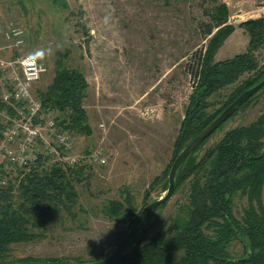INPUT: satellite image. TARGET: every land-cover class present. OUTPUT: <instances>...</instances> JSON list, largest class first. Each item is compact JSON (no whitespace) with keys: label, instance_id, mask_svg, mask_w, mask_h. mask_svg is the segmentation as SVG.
Returning <instances> with one entry per match:
<instances>
[{"label":"rangeland","instance_id":"obj_1","mask_svg":"<svg viewBox=\"0 0 264 264\" xmlns=\"http://www.w3.org/2000/svg\"><path fill=\"white\" fill-rule=\"evenodd\" d=\"M226 2L235 28L225 38L216 59L247 49L249 33L238 23L264 14V0H0V47L9 43L12 27L24 28L21 51L1 48L0 55H35L48 67L36 82L41 96L55 75L57 62L78 67L89 81L84 105L93 127L91 134L70 129L78 150L103 147L106 163H90L74 182L78 198L71 212L53 210L41 226L42 236L11 244L6 261L26 256L64 260H94L111 253L128 231L136 214L151 200L164 195L162 182L151 186L171 162L181 121L196 86L198 52L209 37L204 34L205 7ZM264 63V49L260 54ZM208 97L210 112L223 107L229 93L243 78ZM225 101V102H224ZM264 110V87L223 122L195 151L201 158L224 133L248 124ZM63 117L66 112L59 110ZM59 113V114H60ZM65 120V119H64ZM67 122V121H66ZM105 123L104 126L101 123ZM1 129V128H0ZM1 132V131H0ZM49 157L38 166H50ZM22 170H12L6 186H13L19 201ZM4 174V171H3ZM12 176V177H11ZM191 180L176 188L173 196L150 217L155 230L173 223L180 206L188 202ZM0 189V192L5 186ZM146 190L150 197L144 201ZM132 195L137 210L108 216L103 207L112 198ZM264 202V190H263ZM255 199L242 190L233 196V211L241 218ZM247 246L239 238L229 253L243 257ZM180 253L175 255L178 259Z\"/></svg>","mask_w":264,"mask_h":264},{"label":"trees","instance_id":"obj_2","mask_svg":"<svg viewBox=\"0 0 264 264\" xmlns=\"http://www.w3.org/2000/svg\"><path fill=\"white\" fill-rule=\"evenodd\" d=\"M205 13L208 20L204 23V34L211 36L205 48L198 52L196 86L181 121L172 160L151 183L154 187L162 182L164 190L169 185L171 165L186 144L242 91L264 78V63L260 59L264 49V14L238 23L249 33L246 50L216 59L218 49L236 24L230 21L226 2L205 7ZM245 73L247 76L235 85L224 101L225 105L210 112L208 97L236 82ZM88 86L84 71L59 60L52 82L40 92V97L45 106L67 113L65 127L91 134L93 127L84 105ZM207 138L178 170L176 188L187 180L192 184L188 202L183 203L173 217L176 229L173 225L165 230L153 228L150 217L159 206L149 214L125 249L107 264H264V110L250 123L228 129L218 143L198 159L194 153ZM86 165L70 168L54 163L33 167L20 177V199L16 203L13 186H5L0 192V262H7L11 244L40 238L42 233L32 225L42 226L53 210L72 211L78 198L75 174L80 175ZM237 190L246 192L250 201L255 199V204L250 202L241 218L233 211V196ZM149 197L150 190H146L144 201ZM102 210L108 216L126 210L135 214L137 206L132 195L127 193L124 200L110 199ZM236 238L247 246L243 257H233L229 253V246ZM177 253L180 256L175 259ZM41 259L64 260L35 256L17 260Z\"/></svg>","mask_w":264,"mask_h":264},{"label":"built area","instance_id":"obj_3","mask_svg":"<svg viewBox=\"0 0 264 264\" xmlns=\"http://www.w3.org/2000/svg\"><path fill=\"white\" fill-rule=\"evenodd\" d=\"M24 35L23 27H12L7 32L9 43L0 50L16 47L21 51ZM47 69L35 55L19 53L8 59L0 55V186L8 184L12 170H22L23 176L33 167H41L39 161L46 157L50 159L46 163L70 168L108 160L101 146L78 150L65 127V117L57 108L45 106L34 93L35 83Z\"/></svg>","mask_w":264,"mask_h":264},{"label":"water","instance_id":"obj_4","mask_svg":"<svg viewBox=\"0 0 264 264\" xmlns=\"http://www.w3.org/2000/svg\"><path fill=\"white\" fill-rule=\"evenodd\" d=\"M264 86V78L257 82L255 85L246 88L242 91L231 103H229L198 135L192 138L186 146L178 153L175 157L171 169L169 172V185L167 192L159 198L151 200L149 203L144 205L135 219L131 228L119 239L115 249L107 256L88 260H52V259H41V260H17L0 262V264H107L119 255L128 243L132 240L136 231L140 228L142 223L154 210L159 206L166 203L175 193L176 190V176L178 170L184 160L207 138L209 137L224 121H226L242 104L245 100L251 97L259 89Z\"/></svg>","mask_w":264,"mask_h":264}]
</instances>
